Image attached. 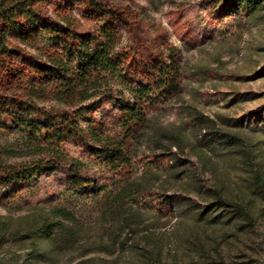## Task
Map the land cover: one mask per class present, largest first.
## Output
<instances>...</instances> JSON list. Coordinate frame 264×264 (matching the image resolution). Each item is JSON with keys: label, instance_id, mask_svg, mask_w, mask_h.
<instances>
[{"label": "rangeland", "instance_id": "374dc122", "mask_svg": "<svg viewBox=\"0 0 264 264\" xmlns=\"http://www.w3.org/2000/svg\"><path fill=\"white\" fill-rule=\"evenodd\" d=\"M226 2L29 0L28 14L14 19L13 25H0V40L8 48L0 49V119L40 127L45 123L36 111L40 107L68 114L75 128L59 127L58 137L52 135L49 142L0 124V236L18 229L31 234L0 242V264H26L31 230L44 215L60 219L63 229L54 231L60 253L40 264H82L90 257L116 256L118 251L111 254L106 246L110 231H118L111 212L122 204L147 200V204H157L174 197L183 204L204 203L195 183L208 186L211 172H202L186 148H173L175 155L168 161L172 169H159L154 143L139 133H149L153 125L169 128L184 122L186 134L195 141L202 133L195 125V114L215 118L217 127L223 129L241 123L248 126L258 111L264 117V4L251 12L243 9L219 15ZM73 34L91 35L93 45L109 46L116 72L108 77L110 85L126 94L129 84L157 90L158 99L146 112L151 125L145 132L143 125L139 133L129 132L116 112L107 113L112 112L111 106L108 111L96 107L95 97H56V83L40 84L56 55L64 54L61 40H71ZM165 64L173 70L167 83L158 71ZM80 108L82 115L76 111ZM55 128L52 123L49 131ZM113 140L115 144L123 141L124 159L112 156ZM71 159L84 161L87 174L102 188L87 192L69 188L66 163ZM54 164L56 168L50 169ZM229 168L225 182L233 188L240 181L239 173ZM54 207L63 208L71 217L60 218L53 213ZM162 220L164 229L171 228L172 221ZM69 230L76 232L75 238H67ZM231 255L240 264H264V223L255 226L251 238L234 244Z\"/></svg>", "mask_w": 264, "mask_h": 264}, {"label": "trees", "instance_id": "16d2710c", "mask_svg": "<svg viewBox=\"0 0 264 264\" xmlns=\"http://www.w3.org/2000/svg\"><path fill=\"white\" fill-rule=\"evenodd\" d=\"M263 4L264 0H227L218 14L236 13L243 9L251 12ZM28 5L29 0H17L13 4L0 1V25L3 28L13 25L14 19L29 13ZM93 42L91 35L78 34H73L71 40H61L64 54L56 55L53 67L42 76L40 84L56 83V97H73L72 94L82 99L95 97L96 107L108 111L111 106L112 112L107 113L116 112V116L126 121L129 132L139 133V125H143L141 131L146 130L145 127L151 125L146 112L156 103L157 90L149 85L129 84V94H126L110 85L108 77L116 72L109 46H95ZM0 49L8 51L1 40ZM158 71L160 79L166 83L170 81L173 70L169 65H159ZM36 111L45 118L43 126L8 118L0 119V124L24 130L32 138L49 142L54 139L52 135L58 137L63 125L69 124L70 130L75 129L64 112H51L40 107ZM76 111L82 115L83 108ZM254 116L257 117L246 127L241 123L237 128L223 129L217 127L215 118L204 113L195 114V125L202 132L195 141L186 134L184 122L169 128L153 125L150 134L139 133L140 136L147 135L154 143L157 150L153 156L157 157L155 165L159 169H172L173 165L168 162L175 155L172 149L183 151L186 148L197 158L202 172H211L212 182L208 186H202L198 181L195 183L196 193L204 203L189 201L183 204L174 197L161 199V202L158 200L157 204H147L150 203L148 200L144 204H122L111 212L119 232L110 231V242L106 246L111 254L115 253L114 250L118 253L112 258L90 257L82 264H240L231 258L233 245L251 238L255 226L264 223V117L259 111ZM52 123L57 127L53 134L49 131ZM43 128H48V131L43 132ZM115 142H112V156L120 155L124 159L121 152L123 141ZM163 158H167L164 165ZM229 167L239 173L240 181L235 182L233 188H228L225 182L229 179ZM55 168V164L50 166V169ZM66 169L69 188L78 192L102 188L98 180L87 174L89 167L84 161L71 159L66 163ZM142 191L147 190L142 188ZM52 211L60 218L71 217L60 207H54ZM164 217L172 221L171 228H163ZM61 225L60 219L48 215L37 220L31 230V243L25 251L26 264L55 259L61 249L54 243V231L63 229ZM29 233L18 229L1 235L0 242L14 236L23 239L31 235ZM67 233V238H75L76 232L69 230Z\"/></svg>", "mask_w": 264, "mask_h": 264}]
</instances>
